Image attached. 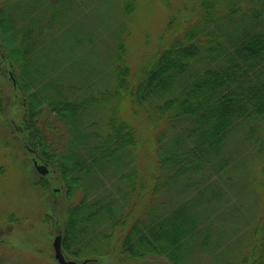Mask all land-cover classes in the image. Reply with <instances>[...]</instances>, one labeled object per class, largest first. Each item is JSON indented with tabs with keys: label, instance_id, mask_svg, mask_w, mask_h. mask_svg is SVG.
I'll return each instance as SVG.
<instances>
[{
	"label": "trees",
	"instance_id": "trees-1",
	"mask_svg": "<svg viewBox=\"0 0 264 264\" xmlns=\"http://www.w3.org/2000/svg\"><path fill=\"white\" fill-rule=\"evenodd\" d=\"M117 1L129 20L137 0ZM194 2L166 22V40L133 68L121 24L102 58L95 26H80L79 14L99 0H0V113L4 80L7 111L21 107L20 117L6 120L32 167L42 165L37 184L68 202L58 230L67 259L89 264L121 254L135 264H189L208 248L215 216L200 186L213 173H238L250 175L238 191L262 212L237 264H264V0ZM234 144L246 148L243 165L255 174L236 170ZM228 184L235 189L234 178ZM167 187L177 199L163 208ZM190 189L197 196L180 202ZM49 240L44 250L10 249L29 264L50 257L59 264Z\"/></svg>",
	"mask_w": 264,
	"mask_h": 264
},
{
	"label": "rangeland",
	"instance_id": "rangeland-1",
	"mask_svg": "<svg viewBox=\"0 0 264 264\" xmlns=\"http://www.w3.org/2000/svg\"><path fill=\"white\" fill-rule=\"evenodd\" d=\"M99 1L101 2L99 7L95 9L94 7L91 9V6L87 9L84 8V13L79 14L78 19L81 18L80 26L84 28L91 25L95 26L96 39L103 38L102 43L98 41L97 44L99 57L102 58L109 51L107 44L111 42L110 32L112 30L114 32L121 24V33L128 40L127 58L133 68L139 66V63L145 60L151 50H156L162 39L163 41L166 40V35L169 34L167 33L168 29L165 28L166 22L174 14L171 21H175L176 15L182 16L191 12V6L195 4L194 0H137V9L129 17V20H126L119 13L117 0L112 2L110 0L108 4L104 0ZM107 19H109L108 23H111V25L105 28L104 25ZM85 48L86 46L83 47V49ZM2 90L4 98L3 112L0 113V257L5 258H2L4 260L2 264H29V258H22V253L11 251L10 246L22 247L23 245L25 247L31 244L35 248L41 247L40 249L44 250L45 247L43 246L48 239H50L49 242L52 245V241L64 221L68 202L62 194H58L56 189L53 190L50 186L42 188L37 184L36 180L39 175L35 170L36 168L31 165V157L20 147L7 122L10 118L15 119L21 116V107L17 103L11 112H8L7 106L8 103H11L12 98L10 97V86L4 80L2 81ZM125 112L128 113V111ZM145 126L147 124L142 123V131L146 128ZM232 148L238 153L232 161L239 164L236 170L239 173L240 171H249L251 174H255L253 168L243 165V159L246 158L241 153L246 148L235 144ZM237 174L234 175L233 173V176L229 177V175L218 176L213 173L207 177L208 187L221 191L218 198H210V188L200 186L201 194L199 197L208 200L210 204L212 202L211 205L215 207V216L209 220L211 224L209 229L206 230L210 240L208 248H196L197 250L193 258L189 260V264H222L224 259L237 264L239 257L251 249L252 228L262 211L259 204L250 197V194L246 192L242 194L241 190H244L242 184L247 181L250 175L239 174V177H236ZM219 177H229L231 181L234 178L236 182L235 189L229 186V178L223 180ZM195 179L197 177L192 179L191 182ZM57 186L56 183L53 188H57ZM240 188H242L241 192L238 191ZM174 192L171 187L165 188L163 208L167 207L168 201L173 202L177 199ZM196 196L197 190L195 189H190L188 192L183 190L178 200L180 202L188 201ZM240 196L241 200L237 202ZM197 207L203 208L204 206L197 205ZM9 217L11 218L10 221H8ZM219 223H222L223 227L220 228ZM198 238L201 240L203 236H198ZM216 238L220 239V244L218 243L219 245L215 249H211ZM51 254L54 257L52 249ZM65 257L68 258L66 255ZM157 259L167 263L162 258ZM45 260L49 264H56L51 257L45 258ZM144 261L147 262L146 264H153L152 260ZM89 264L135 263L128 262L124 255L115 254L98 257ZM182 264L188 263L182 262Z\"/></svg>",
	"mask_w": 264,
	"mask_h": 264
},
{
	"label": "water",
	"instance_id": "water-1",
	"mask_svg": "<svg viewBox=\"0 0 264 264\" xmlns=\"http://www.w3.org/2000/svg\"><path fill=\"white\" fill-rule=\"evenodd\" d=\"M42 165H38L35 163V168H37V170L41 169ZM60 238H61V234L58 233L53 241H52V247H53V251H54V258L55 260L59 263V264H86V260L77 262L75 260L72 259H67L64 254L61 251L60 248Z\"/></svg>",
	"mask_w": 264,
	"mask_h": 264
}]
</instances>
